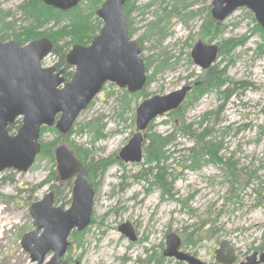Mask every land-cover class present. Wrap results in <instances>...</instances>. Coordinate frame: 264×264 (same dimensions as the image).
I'll list each match as a JSON object with an SVG mask.
<instances>
[{
    "label": "rangeland",
    "instance_id": "374dc122",
    "mask_svg": "<svg viewBox=\"0 0 264 264\" xmlns=\"http://www.w3.org/2000/svg\"><path fill=\"white\" fill-rule=\"evenodd\" d=\"M29 1L0 0V12L9 15L4 17V24L15 25L0 33V42L15 41L13 33L18 35L20 28L28 26L21 7ZM212 1L194 0L186 10H182L181 0H139L134 5L129 31L140 47L146 76L151 79L144 89L148 99L164 97L198 81L202 84L209 73L226 82L219 90L204 92L198 98L193 90L182 113L166 114L151 123V133L174 135L175 141L170 147L171 160L149 172L144 171L153 166L145 163V157L138 165L118 160L136 133V110L147 98L139 95L144 90L136 98L115 85H105L75 122L68 145L89 152L85 166L107 160L120 164L96 174L93 222L78 239L70 237L74 248L64 261L177 264L163 257L170 234L184 241L183 252L206 264L215 262V251L224 241L236 251L237 264L256 250L264 252V34L257 29L253 14L243 8L222 23L223 32L211 41L203 39L201 30L211 19ZM76 8L77 13L90 18L88 25L94 37L98 36L103 22L92 16V6L82 1ZM182 14L188 18L183 19ZM159 19H163L160 26L165 28L163 38L147 36L149 26ZM53 25L51 22L37 34L46 36L57 31L59 26ZM64 25L62 22L61 27ZM89 37H93L92 33L87 34ZM23 40L20 43L27 44ZM199 41L216 46L228 42L224 52L231 51L219 55L209 70L202 71L191 58ZM54 46L57 52L42 63L43 68H57L61 55L66 57L72 49L68 41ZM70 69L69 74L73 75L74 69ZM186 126H191L190 132L195 134L208 132L205 142L217 144L214 158L222 159L223 164L231 162L235 181L230 168L219 163L189 168L192 164L186 151L197 146L195 138L184 133ZM42 129L40 144L46 147V153L41 149L27 173L7 170L0 174V264H33L22 249L21 240L33 231L30 207L41 201L55 184L45 183L56 171L51 155L61 137L55 127ZM160 172L172 182L168 191L173 199L154 184ZM140 176L147 180L139 179ZM60 197L63 202L58 206L69 208L66 193ZM126 223L139 238L136 243L119 231ZM52 256L50 253L44 264Z\"/></svg>",
    "mask_w": 264,
    "mask_h": 264
},
{
    "label": "water",
    "instance_id": "95a60500",
    "mask_svg": "<svg viewBox=\"0 0 264 264\" xmlns=\"http://www.w3.org/2000/svg\"><path fill=\"white\" fill-rule=\"evenodd\" d=\"M49 8L70 12L81 0H41ZM128 0H108L97 12L103 22L100 34L87 47L74 46L66 56V63L74 69L70 82L64 72L55 67L43 68L42 63L53 51L48 39L33 41L24 47L17 42L0 43V174L7 170L27 173L41 153L42 128L55 127L66 137L80 115L102 93L106 84H112L129 95H137L147 84L145 63L136 41L129 37L123 7ZM250 11L264 30V0H213L211 18L217 24L240 9ZM216 45L199 41L191 58L202 71L209 70L219 56ZM190 88L181 87L164 97L143 101L136 110V133L119 154L124 164L138 165L144 160L146 132L157 118L178 110L185 102ZM21 122L16 134L8 129ZM59 182L74 179L71 208L64 211L54 207V195L48 193L30 207L33 231L21 240L22 249L29 254L33 264H69L63 258L70 248V234L84 232L91 224L95 192L87 169L62 143L53 151ZM119 231L131 242L137 238L129 223ZM41 233V234H40ZM181 239L176 234L166 238L163 256L188 264H204L180 251ZM257 256L249 258L250 264H264ZM219 264H233L235 257L231 244L224 241L216 251ZM74 264H80L75 262Z\"/></svg>",
    "mask_w": 264,
    "mask_h": 264
},
{
    "label": "trees",
    "instance_id": "16d2710c",
    "mask_svg": "<svg viewBox=\"0 0 264 264\" xmlns=\"http://www.w3.org/2000/svg\"><path fill=\"white\" fill-rule=\"evenodd\" d=\"M82 1L83 2L86 1L92 6V16L97 17L98 10L105 3V1H108V0H104V1L103 0H82ZM138 1L139 0H128L123 7L122 11L127 21L128 30H130L129 26H130L131 12L134 8V5ZM193 1L194 0H181V5L183 6L182 10H186L187 7L190 4H192ZM197 1H206V0H197ZM21 10H23L24 12V17L27 19L28 26L25 28H20L19 29L20 32L18 35L13 33V37L14 39H16L15 41L18 42L20 46L26 45V44L22 45L20 43V41H22L23 39H24L23 42H26L28 44L30 42L46 38L49 41H51L53 44L58 43V42L68 41V46L72 48L74 46L86 47L89 44H91V42L95 39V37H97V36L94 37L93 31L91 30V26L88 25V23H90V18L89 17L85 18L81 14L77 13L78 12L77 8L70 12L63 13V12L54 10L52 8L46 7L42 3L41 0H31L28 3H25L21 7ZM5 16H9V15H4L3 13L0 12V25L3 26L0 28V33H3L4 31H8L9 29L12 30L15 27V25L6 26L4 24ZM181 16L183 19L188 18V16L184 14H182ZM166 18H170V17L166 16ZM162 20L163 19H159L156 23H152L149 26L147 36L150 35V36H157V37L163 38L162 36L164 35L163 33L165 31V28L160 26V22ZM51 22L54 24L53 26H55V28L59 26L57 31L52 30L46 36L37 34V31L39 29L43 28L44 26H49ZM62 22H64L65 25L61 27ZM221 25L222 24H217L216 22H214L212 19L209 18V21L206 22L202 26L201 36L203 37V39H206V40L209 39L211 41V39L214 38L217 34H219L220 32H223ZM256 27L257 29H259V31L262 34H264L263 31H261L260 28H258L259 26H256ZM96 30H99V27ZM89 33H92L93 37L87 38V34ZM129 36L130 38L132 37L130 31H129ZM226 46H229L228 42H225L222 45L218 46L219 51H220L219 55H222L224 53H229V51H231V49H229L227 52H224ZM56 50L57 49L54 46V50L52 54L56 53L57 52ZM56 69L58 71H63L65 74L64 76L67 79H71L73 76L71 73L69 74L70 67L67 65L66 57L64 55L63 56L61 55V63L57 66ZM146 71H147V66H146ZM150 82H151V79L150 78L147 79L146 87L148 86ZM224 82L226 81L225 80L218 81V79H215L212 76V74L209 73L207 74L202 84L199 83V81H198L199 84L197 82L193 84L194 91H195L194 97L196 96V98H198L199 94L202 95L204 92H208L212 90H219L220 87L223 86ZM145 90L139 95L142 97H147L145 94ZM133 96L137 98L138 95H133ZM190 97L192 96H189L188 99H190ZM147 99L148 97L144 98V100H147ZM185 104L186 102L176 112H174L175 113L174 115H179L180 113H182V111H184L185 109ZM20 125L21 123L20 121H18L15 125L11 126L8 129V132L10 134L14 133L16 130L19 129ZM191 130H192L191 126H186L183 130L185 134H189V136H191L192 138L193 137L195 138L196 146H197V147H194L186 151L190 154L189 157H187V159H189L192 164V166H190L189 168L194 169L195 167L199 166L202 163H209L212 165H214V163H219V164L226 166L227 168H230L232 179L235 181L237 177L233 174L234 166L231 165V162H226L223 164L222 159L219 160V159L214 158L216 155L215 150L218 147L217 144L205 142V140L208 137V132H206L205 130L201 134H195L194 132H190ZM43 131L44 130L42 129L41 132ZM72 134H73V130L70 131L68 136L66 137L61 136L59 144H62V143L66 144V146L69 149H71L72 151L76 153L77 157L84 164L85 158H86L85 156L86 154L88 155L89 152L81 149L80 147L76 148V146L74 145L72 146L68 145L69 138ZM146 136L147 137H146L145 146H144V156L146 158L145 163L149 166H153V168H149L147 171H144V172H149L154 169L157 170L161 168V165L171 160L173 155L170 152V147L171 145H173L175 140H174V135L161 136L160 134H157V133H151L149 129L146 132ZM41 147H42L43 154L46 153V147L42 144H41ZM56 147H54V149L52 150L51 159L53 160V162H55V159L53 157V151L55 150ZM82 156H84V158H82ZM206 158H208V161H205ZM115 164H120V163L117 160H109V161L107 160V161L100 162V163L92 162L90 165L85 166L89 174V180L93 183V180L95 179L96 174L103 173L110 166L115 165ZM161 173L163 172H160V174L156 176V181L154 184L158 186L159 188H161L165 192V194L169 195L171 199H173L174 196L171 195V192L168 191V189L171 188L172 186V182H168L166 175H161ZM139 179L147 180L146 176H140ZM56 180H57V175L55 172L45 184L50 183V182L55 183L51 187V190L56 192V196L60 197V195L62 194V191H64L63 189L65 188L68 189L69 196H70L71 184L65 185L64 188H62L61 186L58 187ZM80 236L81 234L74 233L73 239L76 240Z\"/></svg>",
    "mask_w": 264,
    "mask_h": 264
},
{
    "label": "flooded vegetation",
    "instance_id": "af4514ba",
    "mask_svg": "<svg viewBox=\"0 0 264 264\" xmlns=\"http://www.w3.org/2000/svg\"><path fill=\"white\" fill-rule=\"evenodd\" d=\"M64 75V74H63ZM64 77V76H63ZM65 78V77H64ZM65 81H66V79H65ZM70 82V81H69ZM187 87H189L190 88V91H189V93L187 94V97H186V100L189 98V95L193 92V90H194V87L191 85H188ZM186 100H185V102H186ZM184 102V103H185ZM183 103V104H184ZM182 104V105H183ZM181 105V106H182ZM177 111V110H176ZM175 111V112H176ZM174 113V112H173ZM70 151L75 155V157L81 162V164L85 167V165L82 163V161L77 157V155H76V153L74 152V151H72L71 149H70ZM145 157V156H144ZM118 160H119V157H118ZM120 161V160H119ZM144 161V160H143ZM122 162V161H121ZM123 163V162H122ZM127 165V164H126ZM86 168V167H85ZM87 169V168H86ZM192 169V168H191ZM164 174V173H163ZM57 175V174H56ZM88 176H89V174H88ZM168 177V176H167ZM56 182H57V185H58V187H62V188H64L65 187V185H67V184H71V190H70V196H69V191H68V189H63L64 191H62V193H66V195H67V206L68 205H70V207L69 208H67V209H64V208H62V207H59L58 205L59 204H62V200H61V197H59V196H56V192H54V191H52V190H50V192H48V193H52L53 195H54V203H53V205H54V207H58V208H62L64 211H67V210H69L70 208H71V204H72V198H73V192H72V188H73V185H74V179H71L69 182H66V183H61V182H59V180H58V178H57V180H56ZM91 182V181H90ZM92 183V182H91ZM92 185H93V189H94V192H95V197H96V188H97V186L96 185H94L93 183H92ZM61 196V195H60ZM94 200H95V198H94ZM261 204V203H260ZM259 204V205H260ZM64 205V204H63ZM93 208H94V205H93ZM92 216H93V212H92ZM92 222H93V220H92V218H91V224H92ZM90 224V225H91ZM90 227V226H89ZM89 227L84 231V232H86L88 229H89ZM133 228V227H132ZM134 230V229H133ZM84 232H82V233H84ZM135 232V231H134ZM74 233H78V234H82V233H79V232H77V230H75V231H73L71 234H70V237L72 236V238H73V234ZM41 234V233H40ZM135 235H136V233H135ZM169 236V235H168ZM179 237V236H178ZM136 238H137V235H136ZM180 238V237H179ZM70 239V238H69ZM181 239V238H180ZM139 240V238H137V240H136V242ZM70 242V241H69ZM136 242H134V243H136ZM182 246L183 247H186V244L184 245V241H182V239H181V247H180V251L182 252V253H184V254H186V255H188V256H191V257H194L195 259H197V260H199L197 257H195V256H193V255H190V254H188V253H185V252H183L182 250H181V248H182ZM220 246V245H219ZM231 247H232V245H231ZM74 248V245L70 242V248H69V251H72V249ZM218 250V249H217ZM216 250V251H217ZM165 251V250H164ZM216 251H215V262L214 263H212V264H219L217 261H216ZM232 251H233V254H234V257H235V261H234V263L233 264H237L236 262H237V253H236V251L234 250V248L232 247ZM164 253V252H163ZM68 254V253H67ZM253 255H256L257 256V258H256V261L257 262H260V257L262 256V255H264V252L263 251H261V250H256L251 256H253ZM251 256H249V257H246L245 259H244V261L243 262H241V263H239V264H250V261H249V258L251 257ZM164 257V256H163ZM165 258V257H164ZM166 259V258H165ZM167 260H174V259H167ZM177 264H188V263H185V262H178V261H176V260H174ZM200 262H202L201 260H199ZM67 262H69V264H74L75 262H78V260H76V261H74V262H71V261H67ZM202 263H204V262H202ZM204 264H206V263H204ZM207 264H210V263H207Z\"/></svg>",
    "mask_w": 264,
    "mask_h": 264
}]
</instances>
